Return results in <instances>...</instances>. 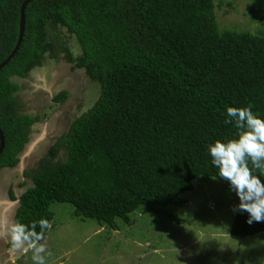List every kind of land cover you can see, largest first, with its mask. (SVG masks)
Instances as JSON below:
<instances>
[{"label": "trees", "instance_id": "16d2710c", "mask_svg": "<svg viewBox=\"0 0 264 264\" xmlns=\"http://www.w3.org/2000/svg\"><path fill=\"white\" fill-rule=\"evenodd\" d=\"M25 1L0 0V64L16 47ZM254 1L263 11L257 33L220 27L215 0L29 3L23 42L0 70V173L19 166L40 122L22 111L36 70L69 65L99 95L28 165L23 177L32 186L20 198L9 184L19 199L14 223H51L52 204L66 203L118 230L117 220L130 224L143 206L177 203L194 179H221L207 146L235 136L226 108L251 106L264 118V0ZM70 96L62 87L52 101L66 105ZM254 174L264 180V170ZM247 218L236 211L232 236L264 233V222Z\"/></svg>", "mask_w": 264, "mask_h": 264}, {"label": "rangeland", "instance_id": "374dc122", "mask_svg": "<svg viewBox=\"0 0 264 264\" xmlns=\"http://www.w3.org/2000/svg\"><path fill=\"white\" fill-rule=\"evenodd\" d=\"M215 3L223 29L252 33L262 29L263 11L256 8V1ZM71 45L76 47L75 43ZM75 75L69 65L49 62L23 86L22 111L39 115L40 122L20 156L19 166L0 173V180L12 183L17 195L32 186L31 180L23 177L28 165L99 95L96 83L91 84L80 73ZM62 87L71 94L66 105L52 101ZM69 116L73 119L68 123ZM238 204L239 198L230 190L229 182L212 177L200 178L191 191L180 195L177 203L143 206L131 214L130 224L117 220L118 230L77 216L71 204L54 203V219L43 254L45 264H264V233L247 238L230 233ZM17 206L9 209L0 205V263L35 264L30 249L14 256L9 253L8 229L14 223Z\"/></svg>", "mask_w": 264, "mask_h": 264}, {"label": "clouds", "instance_id": "9594fccd", "mask_svg": "<svg viewBox=\"0 0 264 264\" xmlns=\"http://www.w3.org/2000/svg\"><path fill=\"white\" fill-rule=\"evenodd\" d=\"M225 123L234 124L235 136L208 144L211 164L239 198L234 211L247 212L249 225L264 222V180L254 174V170H264V118L254 114L251 106L227 107ZM6 202L0 201V205H8ZM51 228L44 218L30 224L12 223L8 229L9 253L14 256L30 249L35 264H45L46 232Z\"/></svg>", "mask_w": 264, "mask_h": 264}, {"label": "water", "instance_id": "95a60500", "mask_svg": "<svg viewBox=\"0 0 264 264\" xmlns=\"http://www.w3.org/2000/svg\"><path fill=\"white\" fill-rule=\"evenodd\" d=\"M34 0H26L22 6H21V16H20V25H19V36H18V41L16 44L15 49L13 50V52L11 53V55L2 63L0 64V70H2L9 62L10 60L14 57L15 53L18 51V49L20 48V45L23 42V38H24V33H25V25H26V21H25V10L26 7L29 3H31ZM5 148V140H4V134L0 128V156L2 155L3 151ZM199 182L198 179H194L191 184L192 186H195L197 183ZM7 203V202H6ZM11 204H18L19 203V199L16 202H10ZM8 201V205L11 206V204Z\"/></svg>", "mask_w": 264, "mask_h": 264}, {"label": "flooded vegetation", "instance_id": "af4514ba", "mask_svg": "<svg viewBox=\"0 0 264 264\" xmlns=\"http://www.w3.org/2000/svg\"><path fill=\"white\" fill-rule=\"evenodd\" d=\"M75 76H77V75H75ZM79 77V76H78ZM33 78H34V75H33ZM80 78V77H79ZM54 98V97H53ZM71 100V96L69 97V99H68V101H70ZM73 119V116H69L68 118H67V120L66 121H68V123L71 121ZM12 184V183H11ZM10 184V185H11ZM10 185H7L6 183H4V181L1 179L0 180V199H5V200H7V201H10V202H12L13 200L10 198V195H9V187H10ZM15 192V195L16 196H18L17 194H16V191H14ZM4 200V201H5ZM14 202V201H13ZM8 205H6V207H7ZM14 206V205H13ZM13 206H11V207H13ZM10 207V208H11ZM9 208V209H10ZM0 232H1V230H0ZM8 240H9V238H8ZM9 244V241H7V245ZM10 248V247H9Z\"/></svg>", "mask_w": 264, "mask_h": 264}]
</instances>
